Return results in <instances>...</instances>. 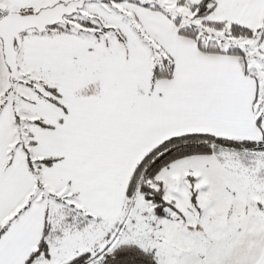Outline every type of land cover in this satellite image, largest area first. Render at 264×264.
Wrapping results in <instances>:
<instances>
[{"label": "snow or ice", "instance_id": "1", "mask_svg": "<svg viewBox=\"0 0 264 264\" xmlns=\"http://www.w3.org/2000/svg\"><path fill=\"white\" fill-rule=\"evenodd\" d=\"M0 264H264V0H0Z\"/></svg>", "mask_w": 264, "mask_h": 264}]
</instances>
